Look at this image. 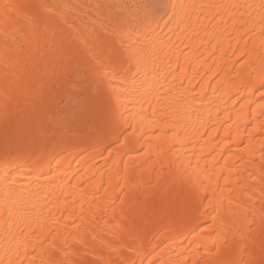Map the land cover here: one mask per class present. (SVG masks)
Here are the masks:
<instances>
[{"label": "bare ground", "instance_id": "1", "mask_svg": "<svg viewBox=\"0 0 264 264\" xmlns=\"http://www.w3.org/2000/svg\"><path fill=\"white\" fill-rule=\"evenodd\" d=\"M113 34L134 59L101 117L66 68ZM241 262L264 264V0H0V264Z\"/></svg>", "mask_w": 264, "mask_h": 264}, {"label": "snow or ice", "instance_id": "2", "mask_svg": "<svg viewBox=\"0 0 264 264\" xmlns=\"http://www.w3.org/2000/svg\"><path fill=\"white\" fill-rule=\"evenodd\" d=\"M40 8L51 11V7L40 5ZM130 50L125 48L124 41L113 38L97 37V43L89 50L85 61L70 57L66 71L72 72L80 83L74 84L77 99L85 111H93L96 115L105 116L114 106L119 105L120 97L116 94L112 83L115 78L114 65L123 70V63H131L134 57L129 55ZM83 68V71L81 69ZM112 89L111 92L108 90ZM211 203V200H209ZM250 238V237H249ZM242 264V262H241Z\"/></svg>", "mask_w": 264, "mask_h": 264}, {"label": "rangeland", "instance_id": "3", "mask_svg": "<svg viewBox=\"0 0 264 264\" xmlns=\"http://www.w3.org/2000/svg\"><path fill=\"white\" fill-rule=\"evenodd\" d=\"M68 77H69V78H68ZM71 77H72V75H68V76H67V79L70 80ZM71 80H72V78H71ZM79 83H80V82H79ZM72 89H73V91L70 90V91H72V95L76 94L75 87H73ZM66 101H67V102H66ZM68 101H69L68 99H64V98L60 99L59 102H58V104H59L58 107H59V108H62V107H64V106H66L67 103H68Z\"/></svg>", "mask_w": 264, "mask_h": 264}]
</instances>
